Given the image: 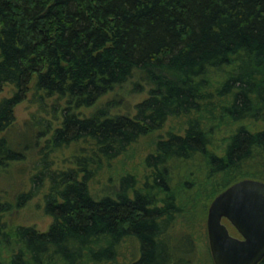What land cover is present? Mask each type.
<instances>
[{
	"label": "trees",
	"instance_id": "16d2710c",
	"mask_svg": "<svg viewBox=\"0 0 264 264\" xmlns=\"http://www.w3.org/2000/svg\"><path fill=\"white\" fill-rule=\"evenodd\" d=\"M133 77L134 92L148 89L133 115L78 113ZM5 87L0 186L12 185V196L0 214L45 190L51 223L44 232L1 227L0 242L12 250L6 261L0 253V264H193L198 245L186 223L175 226L184 210L171 171L199 162L204 178H229L213 197L242 179L264 182V129L245 124L264 122V0H0ZM29 94L51 100L60 116L17 131L14 109ZM174 120L178 130L144 157L142 180L127 173L115 187L90 188L112 161ZM215 121L226 127L221 151L213 150ZM68 149L76 153L70 167L56 169V155Z\"/></svg>",
	"mask_w": 264,
	"mask_h": 264
},
{
	"label": "rangeland",
	"instance_id": "374dc122",
	"mask_svg": "<svg viewBox=\"0 0 264 264\" xmlns=\"http://www.w3.org/2000/svg\"><path fill=\"white\" fill-rule=\"evenodd\" d=\"M129 82H126L120 86L114 87L107 95L102 97L97 104L89 109L80 108L78 113L84 116L90 115L96 109H101L102 107L108 110L109 115L117 114H134V106L138 102L142 101L148 96V89L145 85L144 92L136 93L133 91V84L139 81L136 77H133ZM219 78L211 77L210 81L215 83ZM215 86V84H213ZM10 88L5 87L2 92H0V98L7 97L10 95ZM40 97V96H39ZM33 98L32 94L27 96L26 101L18 104L14 109V127L17 131H24V124L26 121H30L31 124L43 120L46 122H55V119L60 116V110L58 109L54 113L52 112L51 100L40 98ZM119 100L115 107L103 106L106 102L111 100ZM39 101L44 105L41 107ZM61 107V106H60ZM55 108V107H54ZM102 108V109H103ZM181 120L170 121L166 124L163 130L158 133H154L149 137L142 138L137 144L132 146L125 155H122L118 159L112 161L109 167L104 168L99 172L95 178L90 183V188L94 191L100 189L108 188L110 186L115 187L117 179L124 174H133L140 180L144 178L147 174L143 166V159L148 154L152 148L154 141L161 136H164L167 131L175 132L179 128V123ZM56 124V123H55ZM247 126L255 130L264 129V122L262 124H257V126H251L249 123H245ZM42 125L38 126L41 128ZM211 126L214 128L213 134V150L218 149L221 151L222 145L224 144V139L226 137V127L220 124L218 121L212 122ZM216 128V129H215ZM218 151L216 152L217 154ZM76 155L72 149L64 150L61 155H56V169H66L70 165L71 157ZM29 161H27L28 163ZM26 166L28 167L29 163ZM197 167V168H196ZM31 168V166L29 167ZM28 168V169H29ZM204 169V167H203ZM200 166L199 162L188 165L185 168H175L171 171V176L173 177V182L171 187L173 188L174 194L180 197L179 203L182 205L184 210L183 215L176 221V227L183 228L185 230L191 231L193 239L198 245L199 256L198 259L193 264H213L206 232V217L207 210L210 202L214 198L213 196L217 191L221 190L222 187L229 181V178L218 177L216 179L208 180L204 178V172ZM31 170V169H30ZM247 170V169H246ZM198 171L200 174H198ZM254 171L259 172L258 167H250L249 172L254 173ZM33 171H27V175H32ZM243 176V171L237 174L235 178ZM27 180V178L25 179ZM188 181L191 185V189H187L182 185L183 181ZM115 181V182H113ZM180 184V185H179ZM12 185L5 184L3 187L0 186V204L5 203L11 199L12 195H9L12 190ZM42 190L40 194L35 196L30 200L23 208L16 209L13 205L12 209L8 213L0 214V228L6 232H12L17 226H29L38 230L39 232H44L48 229L51 219L45 215L42 206ZM183 218V221H182ZM228 224L227 222H225ZM230 233L233 236H238L237 232L233 227L228 225ZM12 249L5 248L0 242V253L3 259L6 261L10 251ZM208 255H207V253ZM209 256V259H208Z\"/></svg>",
	"mask_w": 264,
	"mask_h": 264
},
{
	"label": "water",
	"instance_id": "95a60500",
	"mask_svg": "<svg viewBox=\"0 0 264 264\" xmlns=\"http://www.w3.org/2000/svg\"><path fill=\"white\" fill-rule=\"evenodd\" d=\"M206 232L213 264H259L264 259V182L246 178L218 193L207 210Z\"/></svg>",
	"mask_w": 264,
	"mask_h": 264
}]
</instances>
